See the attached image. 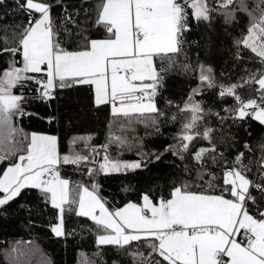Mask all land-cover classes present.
I'll return each mask as SVG.
<instances>
[{
	"label": "snow or ice",
	"instance_id": "6c2138e0",
	"mask_svg": "<svg viewBox=\"0 0 264 264\" xmlns=\"http://www.w3.org/2000/svg\"><path fill=\"white\" fill-rule=\"evenodd\" d=\"M7 17L19 20L0 27V215L13 204L31 213L21 198L35 190L54 238L76 234L71 216L86 218L97 249L127 264H264V142L256 156L232 132L264 127V0H0ZM217 23L241 68L235 81L186 51L193 27ZM173 72L189 81L186 98L161 107ZM66 91L110 107L104 143L74 135L62 151L58 135L24 128L33 101L50 107ZM209 93L218 108L206 106ZM166 126L175 131L165 136ZM156 137L166 142L150 147ZM161 166L170 171L132 183ZM101 178H122L136 200L110 202ZM4 255L52 264L33 241Z\"/></svg>",
	"mask_w": 264,
	"mask_h": 264
},
{
	"label": "trees",
	"instance_id": "16d2710c",
	"mask_svg": "<svg viewBox=\"0 0 264 264\" xmlns=\"http://www.w3.org/2000/svg\"><path fill=\"white\" fill-rule=\"evenodd\" d=\"M18 20L19 17H16L15 21L12 17H7L0 22V27L4 23L10 24L18 22ZM187 40L186 51L189 60L193 64L196 63L197 57H199L200 62L211 65L217 74L221 72L226 75L230 74L233 81L239 78L241 68H233L232 66L231 41L224 34L222 23H217L214 31H205L203 26L198 30L193 27V30L187 36ZM192 41H197L199 46L192 44ZM180 60L183 62V57ZM248 66L251 67L252 65ZM188 84L189 81L186 77L178 72L169 74L166 77V86L162 97L158 98L160 106H164L165 100L180 103L182 96L186 98ZM204 99L206 106L219 107L218 103H213L215 99L213 93H209ZM28 111L34 113V115L24 119V128L29 132L36 131L58 135L62 151L66 149L68 140L74 135H92L94 144L104 143L111 119L110 107L107 111L98 112L89 106L87 94L75 91L60 93L59 99L53 101L50 107L40 101H33ZM50 117L53 118L51 124L47 122ZM162 131L165 136H168L175 131V127L166 126ZM232 132L236 134L241 143L247 141L252 146L253 153L259 156L258 144L264 142V127L252 122L246 131L234 128ZM135 134L144 135L142 125L137 126ZM165 142L164 137L149 138L148 141L150 147L160 146ZM204 143L206 145V142ZM231 151L234 153V150ZM124 158L133 159L134 157L131 154H125ZM168 171L170 169L167 166H161L159 169L153 167L151 174L144 173L132 180V183L135 184L138 180L143 185L148 182L149 175H163ZM70 172L71 169L69 168ZM101 183L103 185L101 194L112 203L122 204L126 199L136 200L134 192L124 193L121 191L123 184L126 183L122 178H101ZM21 203L27 204L31 208V213L28 210H20L13 204L12 208L9 209L7 218L0 215V264H8L4 253L10 251L17 241L25 243L33 241L35 246L42 249L46 258L50 259L52 264H83L84 260L91 261L93 264H113L114 260L118 264H127L126 258L120 256L111 246H102L99 250L97 249L94 236L86 230V227L82 229L86 218L71 216L67 221L68 230L75 229L76 234L69 236L66 240L63 238L57 239L52 236L47 227L51 220L50 212L43 210L44 206L37 200L35 190L23 195ZM30 220L32 223H29ZM87 223L90 224L91 222L88 221ZM97 251L100 254L94 255ZM39 259V256L35 257L33 264H37Z\"/></svg>",
	"mask_w": 264,
	"mask_h": 264
}]
</instances>
